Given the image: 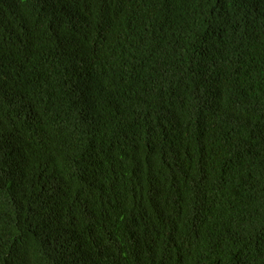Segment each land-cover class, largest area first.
Masks as SVG:
<instances>
[{
    "label": "trees",
    "instance_id": "16d2710c",
    "mask_svg": "<svg viewBox=\"0 0 264 264\" xmlns=\"http://www.w3.org/2000/svg\"><path fill=\"white\" fill-rule=\"evenodd\" d=\"M0 264H264V0H0Z\"/></svg>",
    "mask_w": 264,
    "mask_h": 264
},
{
    "label": "clouds",
    "instance_id": "9594fccd",
    "mask_svg": "<svg viewBox=\"0 0 264 264\" xmlns=\"http://www.w3.org/2000/svg\"><path fill=\"white\" fill-rule=\"evenodd\" d=\"M77 29L72 30V31H60V32H55L57 35V47L61 53L63 50L65 54L61 53L60 57H39V65L45 67V70L42 74V76L46 80H54L58 79V71L59 68L55 66V64L62 60V59H69L71 60V63L73 61V53H79L81 54V51L84 47L89 46L90 43H87L84 38L81 37V33L76 34ZM63 56V57H62ZM71 65V64H70ZM70 69V67H69ZM37 81V80H36ZM38 87H40L42 84L37 81ZM42 106V104H41ZM40 106V107H41ZM39 107V108H40ZM38 108V109H39ZM33 110L25 114H21V119L20 120H15L11 118L8 115H5V118L7 120L6 124V129L11 133L14 129L19 128L22 132L27 133V125L29 124V121L31 120L33 114L38 110ZM115 112H113L114 114ZM119 134L122 138H126L129 140L128 135L123 131V130H118ZM7 138V137H6ZM21 137L18 136H13V142L21 140ZM141 170V169H140ZM173 199V197H172ZM174 202V205L176 206V201ZM110 214L107 215V218ZM172 221H167L166 223H170ZM176 231V228H175ZM131 235V234H130ZM126 236L125 240L121 243V245H125L127 242V239L129 236Z\"/></svg>",
    "mask_w": 264,
    "mask_h": 264
},
{
    "label": "bare ground",
    "instance_id": "6f19581e",
    "mask_svg": "<svg viewBox=\"0 0 264 264\" xmlns=\"http://www.w3.org/2000/svg\"><path fill=\"white\" fill-rule=\"evenodd\" d=\"M148 28H150V27H148ZM159 60V59H158ZM262 80V79H261ZM111 201V200H110ZM112 203V202H111ZM106 204V203H105Z\"/></svg>",
    "mask_w": 264,
    "mask_h": 264
}]
</instances>
